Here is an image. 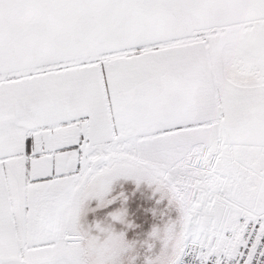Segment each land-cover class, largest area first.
<instances>
[{
	"label": "snow or ice",
	"instance_id": "6c2138e0",
	"mask_svg": "<svg viewBox=\"0 0 264 264\" xmlns=\"http://www.w3.org/2000/svg\"><path fill=\"white\" fill-rule=\"evenodd\" d=\"M260 250L264 0H0V264Z\"/></svg>",
	"mask_w": 264,
	"mask_h": 264
},
{
	"label": "built area",
	"instance_id": "2783aa9c",
	"mask_svg": "<svg viewBox=\"0 0 264 264\" xmlns=\"http://www.w3.org/2000/svg\"><path fill=\"white\" fill-rule=\"evenodd\" d=\"M260 251H264V250H260ZM252 264H264V255H260L258 251L253 258Z\"/></svg>",
	"mask_w": 264,
	"mask_h": 264
}]
</instances>
